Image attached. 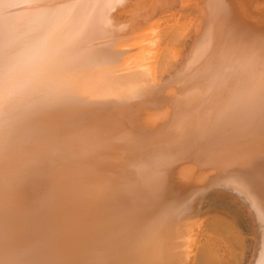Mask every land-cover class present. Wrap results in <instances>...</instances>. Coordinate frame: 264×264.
<instances>
[{
  "label": "bare ground",
  "instance_id": "obj_1",
  "mask_svg": "<svg viewBox=\"0 0 264 264\" xmlns=\"http://www.w3.org/2000/svg\"><path fill=\"white\" fill-rule=\"evenodd\" d=\"M0 264H264V0H0Z\"/></svg>",
  "mask_w": 264,
  "mask_h": 264
}]
</instances>
